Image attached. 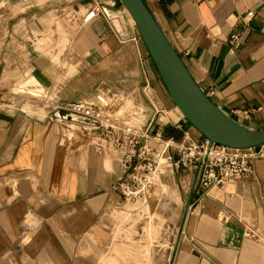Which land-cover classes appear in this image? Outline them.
Listing matches in <instances>:
<instances>
[{
    "label": "crops",
    "instance_id": "1",
    "mask_svg": "<svg viewBox=\"0 0 264 264\" xmlns=\"http://www.w3.org/2000/svg\"><path fill=\"white\" fill-rule=\"evenodd\" d=\"M92 1L0 0V264H134L120 258L130 250L129 241L117 237L107 210L121 203L111 188L121 173L115 152L107 146L99 150L97 133L62 110L49 106L38 116L33 108H22L21 97L12 92L27 75V85L22 82L15 91L42 96L32 86L25 89L32 76L46 88L58 86L59 73L40 54L45 41L34 43L55 26L56 13L67 14L70 25L80 28L62 43L71 42V54L84 70V76L80 70L73 75L76 68H69L67 77L73 76L60 86L62 101L93 100L100 82L140 90L148 79L169 110L168 119L162 113L155 125L176 139L185 132L202 137L170 100L123 3L99 0L103 14L83 22ZM144 1L211 99L251 127H264V0ZM234 32L242 42L231 51ZM165 169L185 197L176 207L169 184L161 182L169 195L157 215L163 220L162 213L173 209L169 220L181 221L167 264H264V159L247 176L201 199L197 170ZM188 203L192 211L185 216ZM249 227L258 238L244 236ZM150 229L145 257L157 233L151 223Z\"/></svg>",
    "mask_w": 264,
    "mask_h": 264
},
{
    "label": "built area",
    "instance_id": "2",
    "mask_svg": "<svg viewBox=\"0 0 264 264\" xmlns=\"http://www.w3.org/2000/svg\"><path fill=\"white\" fill-rule=\"evenodd\" d=\"M98 14H103L102 3L93 0L82 15V21L88 22ZM241 42L240 34L232 33L230 50ZM93 94V100L82 97L75 101H57L52 106L54 111L62 110L64 117L91 127L100 141L99 150L107 146L115 152L121 168L120 175L111 185L121 197L117 206L148 198L154 178L161 173L162 159L171 170H197L195 185L200 190L199 199L226 182L247 176L253 171L255 162L264 159V144L234 148L213 143L203 136L197 139L187 132L181 139L165 135L155 125L163 111L154 101L148 79L140 90L118 89L100 82ZM191 208L189 203L187 214ZM244 236L258 238V233L249 227Z\"/></svg>",
    "mask_w": 264,
    "mask_h": 264
},
{
    "label": "rangeland",
    "instance_id": "3",
    "mask_svg": "<svg viewBox=\"0 0 264 264\" xmlns=\"http://www.w3.org/2000/svg\"><path fill=\"white\" fill-rule=\"evenodd\" d=\"M39 2H42V0H39ZM66 15L67 14L62 15L59 12L56 13L54 20L55 26L51 27L45 32H42L41 36H38L34 41V43H37L40 39H43L45 41V51H40V54L48 58L54 68L55 73H59L57 77L58 86L46 88L44 85H41L39 83L38 79L35 76H32L33 81L25 89H28L30 86H32L35 90H39L40 92L42 91V96L36 97L28 93H19L15 91V87L22 82L23 83L21 85H27V80L29 78V75H27L25 77H20L17 83L12 88V92L21 97V107L25 110L33 108L38 116L44 115L49 106L52 107V104H56V101H62V99H60V96H63L65 92L60 88V86L65 84L73 75L77 74L79 70L81 71L80 75L84 76V70L81 69L82 65H79L77 59L74 58L71 54V42L67 43L65 46L62 43V40L68 42V40L76 35V33L80 30V28H77L76 26L72 27L70 25L69 17H67ZM53 55H58V60H55L52 57ZM70 67H75L76 71L72 76L67 77ZM77 77L78 76H76L75 79ZM154 97V101L157 102L156 105L163 111L164 116L168 119V106L155 94ZM74 138H78L76 133L74 134L73 139ZM159 176L161 177L159 180L157 179V176L154 178L155 186L146 200H138L133 202L127 201L120 206H111L109 209H107L111 216L109 217L114 223L115 232L119 230V232H117V237L123 242H126V240L129 241L128 246L130 250H126L123 256H120V258L123 260L128 259V261L133 259L134 264H167L168 260L171 258V252L174 247V239L176 233L179 229V226L181 225L180 220L174 224L173 220L172 222L171 220H169L170 214L173 209L164 211L162 213V215L164 216L163 220H161V218L157 215L160 210L159 203L163 198L169 195V192L166 193V191L164 190L167 188H163V184L161 182L168 183L170 185V190L173 191L174 197L177 200L176 207H182L185 203L184 190H182V188L178 186L176 179L172 177V175L169 174L167 170H163L162 174H160ZM140 201H146L147 203H149L151 209L149 210L147 207L146 209L136 210L137 207L135 206L134 208L127 207L125 209L124 215H118L117 211H120L123 207L140 203ZM114 216H116L118 219L120 218V220H117ZM147 222L151 223L156 228L157 233L150 244V250L149 254H147L146 260L144 249L146 240L144 238L145 233L143 227Z\"/></svg>",
    "mask_w": 264,
    "mask_h": 264
},
{
    "label": "water",
    "instance_id": "4",
    "mask_svg": "<svg viewBox=\"0 0 264 264\" xmlns=\"http://www.w3.org/2000/svg\"><path fill=\"white\" fill-rule=\"evenodd\" d=\"M135 22L160 79L183 117L205 138L234 148L264 144V127L253 128L204 91L144 0H120ZM189 203L186 208L188 209ZM187 215V210L185 216ZM178 241L174 246L175 251Z\"/></svg>",
    "mask_w": 264,
    "mask_h": 264
},
{
    "label": "bare ground",
    "instance_id": "5",
    "mask_svg": "<svg viewBox=\"0 0 264 264\" xmlns=\"http://www.w3.org/2000/svg\"><path fill=\"white\" fill-rule=\"evenodd\" d=\"M41 40V39H40ZM40 40L37 42V43H39L40 42ZM25 86H21V88H24ZM166 160L165 159H162L161 160V163H160V170H166L165 169V167H166ZM157 177H158V175H157ZM159 179V178H158ZM165 186H168V185H165ZM168 187H170V185L168 186ZM165 188H167V187H165ZM168 189V191H169V188H167ZM166 199V198H165ZM170 202L171 201H169V204H170ZM165 204V203H164ZM133 206H136L137 208H136V210L137 209H139V210H142V209H146L147 207H148V204L145 202V201H143L142 203H141V201H140V203H137V204H133V205H131V206H129V205H127L126 207H123L120 211H117V213H118V215H124L125 214V209L127 208V207H133ZM165 207H167V206H165ZM156 214V213H155ZM141 215V214H140ZM148 216V215H147ZM137 221V220H136ZM140 221V220H139ZM143 230H144V233H145V235H144V237H145V239L149 242V241H151V229H150V223L149 222H147L145 225H144V227H143ZM148 254H149V250H148ZM146 260H147V256H146ZM144 263H146V262H144Z\"/></svg>",
    "mask_w": 264,
    "mask_h": 264
},
{
    "label": "trees",
    "instance_id": "6",
    "mask_svg": "<svg viewBox=\"0 0 264 264\" xmlns=\"http://www.w3.org/2000/svg\"><path fill=\"white\" fill-rule=\"evenodd\" d=\"M166 133V134H165ZM164 134L167 135V136H174L171 132H165ZM175 137V136H174Z\"/></svg>",
    "mask_w": 264,
    "mask_h": 264
}]
</instances>
